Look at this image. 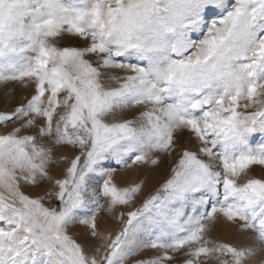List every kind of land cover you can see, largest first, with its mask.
Listing matches in <instances>:
<instances>
[{"label":"snow or ice","instance_id":"1","mask_svg":"<svg viewBox=\"0 0 264 264\" xmlns=\"http://www.w3.org/2000/svg\"><path fill=\"white\" fill-rule=\"evenodd\" d=\"M0 84L31 88L0 111V264L264 253V0H0Z\"/></svg>","mask_w":264,"mask_h":264},{"label":"rangeland","instance_id":"2","mask_svg":"<svg viewBox=\"0 0 264 264\" xmlns=\"http://www.w3.org/2000/svg\"><path fill=\"white\" fill-rule=\"evenodd\" d=\"M76 41L74 39H65L62 41V44L65 46L73 45ZM31 94V88L27 90H22L19 85L16 84H8V85H2L0 84V111L5 110H11L18 104H20L23 101L24 96ZM3 129H0L2 131ZM191 146V145H189ZM168 164L167 160L165 161L164 165H162L159 168L150 169L148 167H145L141 169L139 172H134L132 170H125V171H118L115 176V182L118 186H128L132 183H139L141 181L144 182V189L143 194L147 195L149 192L153 191L160 181L163 179V177L166 175ZM249 175H251L254 178L264 179V168H261L260 166H252L250 169ZM27 192H31V194H35L34 190L25 189ZM139 202V201H137ZM104 213H101V217L99 218V222L101 224V228H109L113 234L115 235L116 231L119 228V224L111 221V218L109 217V220L107 224L104 220ZM84 229H72L71 234L75 236V238L80 241L82 238L77 235L78 232H83ZM211 238L219 240V241H225V242H232L235 244H247L249 243L243 236H240L236 233L235 229L233 227L229 226H218L212 233H210ZM152 255L151 252H147L144 254H141V256L130 258L128 261V264H134V261L137 259L144 258L146 256ZM264 261V253L257 254V256L253 259V261L250 262V264H261V262Z\"/></svg>","mask_w":264,"mask_h":264}]
</instances>
